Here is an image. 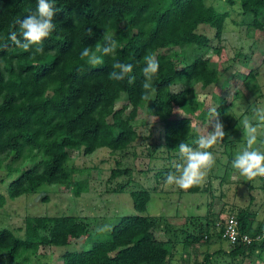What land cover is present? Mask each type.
I'll return each instance as SVG.
<instances>
[{"label":"trees","instance_id":"trees-1","mask_svg":"<svg viewBox=\"0 0 264 264\" xmlns=\"http://www.w3.org/2000/svg\"><path fill=\"white\" fill-rule=\"evenodd\" d=\"M225 1L231 7L239 3L241 14L251 19L249 28L264 31V0ZM36 8V0H0V171L14 153L7 165L9 173L21 172L8 185L7 194L0 196V206L36 194L45 186H73L77 196L85 192L88 184L73 185L77 171L69 167L73 151L85 156L102 148L126 153L139 138L134 123L144 107L149 115L161 119L164 143L171 153L178 154L181 142L195 146L192 116L195 118L203 103L194 87L219 82L220 71L206 56L212 41H221L229 12L220 11L208 0H55L56 28L44 41V54L33 57L14 47L8 34L18 31V21ZM105 35L117 40L116 53L103 57L95 68L85 64L80 58L83 48L90 46L95 51ZM149 53L156 56L160 67L145 100L142 69ZM116 62L133 65V83L108 78ZM246 75L241 79L247 87L257 76L252 71ZM176 86L181 89L174 91ZM122 100L125 103L117 108ZM217 100L220 120L229 124L230 107L224 97ZM176 108L187 116L174 118ZM209 113L200 118L206 119ZM28 160L33 165L23 171L14 167ZM130 171L115 168L111 180L130 176ZM168 173L159 174L166 180ZM255 182L264 183V178L247 183L252 191H261ZM126 189L121 186L114 193ZM204 190L200 184L187 191ZM130 196L138 214L123 217L103 240L102 229L95 232L87 219L76 216L27 217L24 238L0 230V264H49L41 254L45 248H64L63 264H173L178 241L173 242L171 236L177 230L166 216L144 215L150 191H131ZM231 214L242 234L255 239L264 232L263 223L255 226V211L236 208ZM219 218L212 211L204 218L191 217L199 224L187 234L185 250L209 245L214 238L223 240L224 223ZM76 241L87 247L66 250ZM257 250L264 253V243H240L228 253L244 263L247 257L260 258L262 253L256 255ZM224 253L207 251L197 264H214Z\"/></svg>","mask_w":264,"mask_h":264},{"label":"rangeland","instance_id":"rangeland-1","mask_svg":"<svg viewBox=\"0 0 264 264\" xmlns=\"http://www.w3.org/2000/svg\"><path fill=\"white\" fill-rule=\"evenodd\" d=\"M208 2L231 15L221 41L213 40V48L206 56L211 58L212 63L220 71L219 82L207 88L202 84L194 87L197 99L203 106L195 118L192 116L194 119L192 138L195 140L199 135L206 134L207 130L212 131L211 117L206 116V119H202L200 116L206 111L216 110L219 107L217 100L219 97H224L226 104L229 105L232 121L230 120L229 124L228 120L227 123L223 122L227 135L221 143L211 149L216 163L201 183L202 188L206 187V190L199 193L181 190L175 185L166 184L162 177L164 175L160 176V172H174L176 170L174 164L182 161L178 154L171 153L165 146L164 125L161 119L149 115L144 107L134 123L139 138L126 153H112L109 149L102 148L92 155L85 156L83 152L73 151L69 163L70 168L77 169L73 174V185L79 182L88 184L85 192L77 196L73 192V186L53 185L45 186L33 195L22 196L13 201L7 200L0 206V230L6 229L13 232L16 237L24 238L27 217L76 216L87 219L95 232L102 229L99 233L100 239L103 240L123 217L138 214L130 192L148 190L151 193V201L144 215L166 216L177 230L171 236L173 242L178 241L173 251V264H197L203 261V253L207 247H210V254H213L212 245L219 242L218 246L225 253L214 259V264H244L241 258L234 259L229 255V249L232 247L225 240L213 241L209 245H195L186 250L183 244L187 241V234L192 233L199 224L198 220H190L191 217L204 218L209 213L207 211L215 208V212L212 213L220 215L219 220L225 227L229 219L235 217L231 214L233 209L248 208L255 211L264 207V183L255 182L261 191H252L247 184L248 181L231 168V161L235 155L246 147L241 123L243 117L247 116L253 125H257L254 110L264 106V31L249 28L251 19L241 14L239 3L231 7L225 0ZM204 30L210 32L208 29ZM215 48H218L219 52H216ZM251 71L257 78L254 82L250 79L246 87L241 77L245 74L250 75ZM180 89L176 86L173 90ZM124 103L125 100L119 102L117 108ZM185 116L187 114L183 110L175 109L174 118ZM228 135L231 136V140L228 139ZM254 147L264 152V126L258 127L257 143ZM13 156L14 153L8 157L0 171V196L7 194L10 182L21 174L20 171L9 173L7 165ZM31 165L32 160H28L14 167L23 171ZM119 167L123 170L130 169L131 175L111 180L112 170ZM121 186L127 189L114 193V189ZM263 213L264 209L260 211V214ZM83 247L87 246L81 241H76L66 250ZM63 249H42L41 254L46 257L43 261L49 264H63L61 258ZM262 255L264 258V253ZM245 263L249 264L247 260Z\"/></svg>","mask_w":264,"mask_h":264},{"label":"clouds","instance_id":"clouds-1","mask_svg":"<svg viewBox=\"0 0 264 264\" xmlns=\"http://www.w3.org/2000/svg\"><path fill=\"white\" fill-rule=\"evenodd\" d=\"M36 2V11L18 21V31L14 30L8 34V39L14 47L22 49L26 53L30 52L33 57L44 54V41L56 28L54 23L55 0H36ZM89 31L92 30L89 29ZM117 47V40L105 35L104 43L98 42L95 45V51L90 46L84 47L80 58L85 64L95 68L103 63V57L114 55ZM144 65L142 69L143 99L148 100L149 93L153 89L154 77L157 75L160 65L156 56L151 53L145 55ZM132 73L133 65L131 63L116 62L112 65L108 78L117 82L127 80L131 84L135 80ZM254 114L258 121L257 125H253L247 116H244L241 121L246 147L231 161V168L247 181L264 178V152L254 147L257 143L258 127L264 126V106L255 109ZM209 115L212 131L207 130L206 134L199 135L193 141L195 147L184 142L177 145L182 163L174 164L176 172L167 174L166 184L175 185L181 190L191 189L200 185L214 167L216 158L211 149L221 143L227 134L224 124L220 120L219 112L212 109ZM228 139L231 140L230 135H228Z\"/></svg>","mask_w":264,"mask_h":264},{"label":"built area","instance_id":"built-area-1","mask_svg":"<svg viewBox=\"0 0 264 264\" xmlns=\"http://www.w3.org/2000/svg\"><path fill=\"white\" fill-rule=\"evenodd\" d=\"M220 227V223H218ZM222 238L225 240L231 247L236 246L240 243L251 244L252 241L264 243V232L256 237L255 239L251 238L247 234H242L239 228V223L236 217H231L229 221L225 224L223 229Z\"/></svg>","mask_w":264,"mask_h":264},{"label":"crops","instance_id":"crops-1","mask_svg":"<svg viewBox=\"0 0 264 264\" xmlns=\"http://www.w3.org/2000/svg\"><path fill=\"white\" fill-rule=\"evenodd\" d=\"M264 209V207H262V208H257V210H255V212L257 213L256 214V218H255V226L257 227L258 225H259V223H263L264 224V213L263 214H260V211L261 210H263ZM215 208H213V210H212V212L214 213L215 212ZM222 210V209H221ZM207 212H209V211H207ZM209 214V213H208ZM210 241H222L221 239H217V238H214V239H211ZM220 243V242H219ZM219 243H216V244H214V245H212V246H214V248L212 249V251H213V254L215 253V252H218V251H220V250H223L222 248H220L219 246H218V244ZM232 249L230 248L229 249V251H231ZM210 252V247L208 248L207 247V249L204 251V253L205 252ZM262 253V250H260L259 252H257L256 253V255H258V254H261ZM263 256V255H262ZM257 258V259H256ZM248 261V263L249 264H258L257 262H259V264L261 263H264V258H258V256L257 257H255V258H251V257H247L246 259H245V261ZM245 261H244V264H246L245 263Z\"/></svg>","mask_w":264,"mask_h":264}]
</instances>
